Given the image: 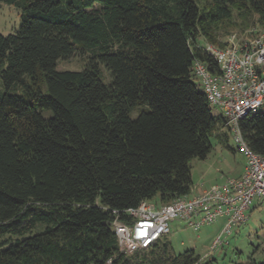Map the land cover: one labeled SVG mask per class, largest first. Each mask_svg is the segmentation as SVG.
<instances>
[{"label":"trees","instance_id":"trees-1","mask_svg":"<svg viewBox=\"0 0 264 264\" xmlns=\"http://www.w3.org/2000/svg\"><path fill=\"white\" fill-rule=\"evenodd\" d=\"M0 1L21 9L0 33V264H198L167 235L125 253L112 221L192 192L190 162L225 125L192 79L195 58L217 69L200 38L224 46L235 10L264 25V0ZM77 53L84 68L57 69ZM239 126L264 155V112Z\"/></svg>","mask_w":264,"mask_h":264},{"label":"built area","instance_id":"built-area-1","mask_svg":"<svg viewBox=\"0 0 264 264\" xmlns=\"http://www.w3.org/2000/svg\"><path fill=\"white\" fill-rule=\"evenodd\" d=\"M225 41L222 47L202 41V50L216 60L217 69L195 58L193 73L201 80L209 104L220 109L236 150L246 158L245 169L200 193L193 188L189 195L163 204L144 200L127 209L124 218L117 215L112 224L125 253L151 248L169 233L170 222L176 219L200 229L223 218L216 247L223 242L222 235L247 221L255 199L264 198V155L248 146L239 126L241 119L264 109V25L231 33Z\"/></svg>","mask_w":264,"mask_h":264},{"label":"rangeland","instance_id":"rangeland-1","mask_svg":"<svg viewBox=\"0 0 264 264\" xmlns=\"http://www.w3.org/2000/svg\"><path fill=\"white\" fill-rule=\"evenodd\" d=\"M254 15L250 19H253ZM248 19V20H250ZM252 22V20H251ZM250 21H243L238 11H234L232 22L222 26L217 39L225 40L231 33L242 32L249 28ZM21 24V9L5 1H0V33L7 35L15 32ZM230 32V33H228ZM228 33V34H227ZM200 41H205L200 38ZM88 54H75L68 59L57 61L58 70H80L88 63ZM103 81L111 83L112 75L107 67L100 64ZM29 80V78L27 77ZM198 89L204 92V87L199 77L195 74L192 77ZM0 91L4 92L2 80L0 78ZM141 106L130 112L135 118ZM212 113L217 118L221 111L216 106H211ZM264 112L263 108L259 113ZM48 117L51 111H43ZM212 150L206 159L193 158L190 162L192 170L193 185L200 188H209L213 184L222 183L227 177L237 176L236 168H240L245 161L242 153L236 150V145L232 133L229 129L218 121L210 137ZM196 189V188H195ZM225 220L223 218L215 223L195 229L186 221L173 220L170 222L169 237L176 254L187 249H195L201 256L198 264H238L247 263L254 260L257 263L264 261V198H256L249 217L246 222L234 228L231 234L222 235L223 242L214 247L215 239L220 235Z\"/></svg>","mask_w":264,"mask_h":264},{"label":"crops","instance_id":"crops-1","mask_svg":"<svg viewBox=\"0 0 264 264\" xmlns=\"http://www.w3.org/2000/svg\"><path fill=\"white\" fill-rule=\"evenodd\" d=\"M244 157H245V156H244ZM245 165H246V158H245L244 164H243L239 169L236 168L235 172L237 171V174H236L237 176L240 175V174L244 171V169H245ZM193 188H194V189H193V192H194V193H200V192L204 191L205 189H207V188H202V189H201L200 186H196V187H195L194 185H193ZM195 188H196V189H195Z\"/></svg>","mask_w":264,"mask_h":264}]
</instances>
